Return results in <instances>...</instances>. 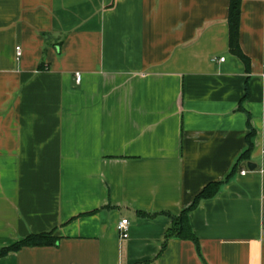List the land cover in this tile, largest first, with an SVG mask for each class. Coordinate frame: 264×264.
<instances>
[{"label": "crops", "instance_id": "obj_1", "mask_svg": "<svg viewBox=\"0 0 264 264\" xmlns=\"http://www.w3.org/2000/svg\"><path fill=\"white\" fill-rule=\"evenodd\" d=\"M229 3L0 0V248L59 237L0 264H264V0L240 2L247 61ZM214 181L198 248L163 247Z\"/></svg>", "mask_w": 264, "mask_h": 264}, {"label": "trees", "instance_id": "obj_2", "mask_svg": "<svg viewBox=\"0 0 264 264\" xmlns=\"http://www.w3.org/2000/svg\"><path fill=\"white\" fill-rule=\"evenodd\" d=\"M240 2L241 0H230L229 3L228 17H227V24L229 31V50L239 59L243 61H247V58L242 53L239 45ZM247 94L248 92L246 87V93L244 98L247 96ZM249 134L250 135L253 134L252 129H250ZM251 147L252 144L250 140H247V148L239 156L237 162L232 168L231 174L236 171L237 164L240 161L248 158ZM220 184L221 182L214 181V182H209L207 185H205L203 189L194 197L192 203L187 208H185L178 216H173L168 213H164L169 217L171 221V226L169 227V229L165 234L163 247L166 246L168 240H170L171 238H179L182 240H190L194 242L198 248L197 239L191 229L188 220V213L198 205L199 201L213 197L218 192ZM141 215L148 217L153 216L152 214H145V213H141ZM58 241H59V237L55 236L54 231L31 233L9 246L1 247L0 258L6 256L10 252H16L25 247L54 246L58 243Z\"/></svg>", "mask_w": 264, "mask_h": 264}, {"label": "built area", "instance_id": "obj_3", "mask_svg": "<svg viewBox=\"0 0 264 264\" xmlns=\"http://www.w3.org/2000/svg\"><path fill=\"white\" fill-rule=\"evenodd\" d=\"M17 55L20 56L21 54V49L19 47H17L16 49ZM220 61L224 60V57H220L219 58ZM262 69H264V66H262ZM262 76H264V71H262ZM75 79L76 81H80L81 79V74L80 73H75ZM241 174H245L246 171L245 170H241L240 171ZM117 231L119 233V236L121 239H126L129 235V223L127 219H121L118 223H117Z\"/></svg>", "mask_w": 264, "mask_h": 264}, {"label": "water", "instance_id": "obj_4", "mask_svg": "<svg viewBox=\"0 0 264 264\" xmlns=\"http://www.w3.org/2000/svg\"><path fill=\"white\" fill-rule=\"evenodd\" d=\"M247 168L249 170H254L255 169V164L249 162V163H247Z\"/></svg>", "mask_w": 264, "mask_h": 264}]
</instances>
